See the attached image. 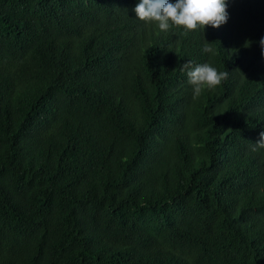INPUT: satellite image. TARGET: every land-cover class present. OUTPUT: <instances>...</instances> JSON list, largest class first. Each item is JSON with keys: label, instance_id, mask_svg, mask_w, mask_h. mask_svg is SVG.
<instances>
[{"label": "trees", "instance_id": "1", "mask_svg": "<svg viewBox=\"0 0 264 264\" xmlns=\"http://www.w3.org/2000/svg\"><path fill=\"white\" fill-rule=\"evenodd\" d=\"M135 3L0 0V264H264V0L203 32Z\"/></svg>", "mask_w": 264, "mask_h": 264}, {"label": "clouds", "instance_id": "2", "mask_svg": "<svg viewBox=\"0 0 264 264\" xmlns=\"http://www.w3.org/2000/svg\"><path fill=\"white\" fill-rule=\"evenodd\" d=\"M132 11L140 20L157 22L163 32H167L172 25L182 26L186 31L201 29L203 32L205 25L215 28L224 24L229 15L227 0H137ZM259 44L264 55V36L260 37ZM201 50L211 51L207 43ZM184 69L196 93L201 85L214 87L227 76L226 71H219L208 63L194 64L191 60L184 62ZM259 135L253 150L264 147V132Z\"/></svg>", "mask_w": 264, "mask_h": 264}]
</instances>
